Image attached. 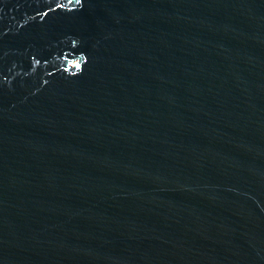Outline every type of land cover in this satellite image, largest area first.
Segmentation results:
<instances>
[{"label":"water","instance_id":"obj_1","mask_svg":"<svg viewBox=\"0 0 264 264\" xmlns=\"http://www.w3.org/2000/svg\"><path fill=\"white\" fill-rule=\"evenodd\" d=\"M0 264H264V0H0Z\"/></svg>","mask_w":264,"mask_h":264}]
</instances>
